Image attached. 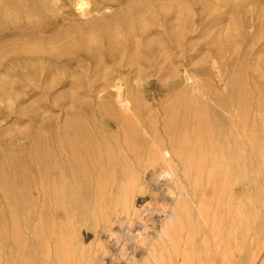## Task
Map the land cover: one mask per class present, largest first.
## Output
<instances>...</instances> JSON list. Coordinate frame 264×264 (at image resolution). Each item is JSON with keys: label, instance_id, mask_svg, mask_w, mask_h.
I'll use <instances>...</instances> for the list:
<instances>
[{"label": "bare ground", "instance_id": "6f19581e", "mask_svg": "<svg viewBox=\"0 0 264 264\" xmlns=\"http://www.w3.org/2000/svg\"><path fill=\"white\" fill-rule=\"evenodd\" d=\"M28 87L67 107L0 145V264H264V0H0Z\"/></svg>", "mask_w": 264, "mask_h": 264}, {"label": "rangeland", "instance_id": "374dc122", "mask_svg": "<svg viewBox=\"0 0 264 264\" xmlns=\"http://www.w3.org/2000/svg\"><path fill=\"white\" fill-rule=\"evenodd\" d=\"M200 59L197 58L194 61L197 62ZM175 63L174 69H178L182 72L184 67H190V54L188 52L177 54L173 57ZM126 74V73H125ZM133 77V75H130ZM142 79L147 84L142 88V92L149 97L155 95L157 98L162 96L163 84L166 80V74L164 71H159L156 74L146 72L143 74ZM65 90H53L51 92L50 99L46 101L45 90L41 88L28 87L22 88L18 92V100L9 105L6 103H0V145L7 144V138L11 135H22L29 132H37L41 126V120L43 117L42 110L46 105H50L51 116L57 117L62 114L63 106H66V101L62 98H58ZM49 103L47 104L46 102ZM148 202V200H147ZM145 214L143 217H146ZM151 222H149L150 225ZM86 230L85 227L82 231ZM84 234V232H83ZM93 232L88 230L87 244L92 242Z\"/></svg>", "mask_w": 264, "mask_h": 264}]
</instances>
